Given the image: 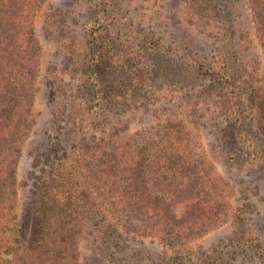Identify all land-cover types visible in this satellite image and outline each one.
<instances>
[{"label":"rangeland","instance_id":"374dc122","mask_svg":"<svg viewBox=\"0 0 264 264\" xmlns=\"http://www.w3.org/2000/svg\"><path fill=\"white\" fill-rule=\"evenodd\" d=\"M251 1L258 0L29 4L39 45L25 61L35 73L32 122L0 264H264V132L257 108L250 109L263 86L264 51ZM166 144L185 160L187 175L173 183L187 186L176 197L205 181L216 186L209 191L220 215L193 231L166 230L170 247L158 232L138 234V209L124 203L118 212L109 178L98 176L118 146L136 150L143 165ZM159 162L147 191L137 171L139 181L121 183L120 196L151 193L157 207ZM42 203L54 205L45 223ZM198 212L197 203H183L173 214L192 224ZM100 221L116 227L122 243L100 244Z\"/></svg>","mask_w":264,"mask_h":264},{"label":"trees","instance_id":"16d2710c","mask_svg":"<svg viewBox=\"0 0 264 264\" xmlns=\"http://www.w3.org/2000/svg\"><path fill=\"white\" fill-rule=\"evenodd\" d=\"M32 1L0 0V240L5 238L6 227L9 225L11 218L10 213L13 212L16 204V167L21 148L27 138L28 129L32 122L30 114L34 92L31 82L34 80L35 73L27 68L28 65L25 62L27 53L35 51L39 46L33 26L29 23L28 6ZM251 3L254 28L264 51V0H258L256 3L251 1ZM259 82L263 86H259L256 91L255 95L258 101L250 105V109L257 108V113L260 114L257 121L258 129L264 132V73ZM176 139L183 140L180 137H176ZM150 155H146L143 158L144 164L142 165L141 156L136 153V150L134 152L130 148L122 150V147L118 146L117 150L111 153V156H106L104 161H101L98 176L109 178V187H111L109 192L110 203L118 212L121 210L120 204L124 203L136 210L138 209L135 218L138 219L137 222L139 223H135L134 226H139L138 234L146 236L158 232L162 234V237L166 240L164 242L170 247L169 239L166 237V230L174 231L178 228L179 231L184 229L193 231L198 224L200 226L206 225L205 220L208 217L211 218L210 221L212 222L214 220L213 216L214 218L215 216H220L218 215L219 213L214 211L215 192L211 193L209 191V188L215 189L216 186L198 180L197 184L190 183L189 191L191 190L192 195H184V191H182L183 194L176 197L177 190L181 191L187 186L186 182L183 181L177 186L173 183L177 181L176 179H184V176L187 175L184 173L186 170L182 167L183 163H185L183 153L173 149L169 150L166 144L162 151H150ZM45 159L46 161L49 160L48 157H45ZM154 160L160 161V174L164 178L162 184L154 183V186L158 189L153 188V190L157 189L160 191V194L155 196L153 203L157 207L153 208L150 206L153 202L151 193L138 195L130 192L128 199L120 196L121 191L118 187L121 183L126 186L129 183L128 186L131 187V180L139 181L143 179L144 190H146L148 187L146 184L148 183L147 178L150 175L149 170H151ZM174 165H176V168ZM146 166L147 170H144L143 168ZM140 167L142 170H139ZM137 171L140 173L138 175L139 180L135 176ZM122 172H128L126 181H120ZM206 188H208V191ZM137 198L148 201L147 207L139 210L140 207L136 202ZM54 201L55 199L52 197V203ZM183 203H197L200 208V212L195 215L192 224H188L190 221L179 223V220H176L173 214L174 207ZM53 207L54 205L49 207L45 203L40 204L39 211L42 215L43 223L49 218ZM172 222L174 223V228L173 226L171 227ZM106 226L107 224L102 221L99 222L97 229L100 232L99 243L104 246L112 242L116 244L122 243L121 232L114 226L108 228ZM245 233L246 231L241 236L245 235ZM61 249V245H56L54 252H59ZM60 255H62V252Z\"/></svg>","mask_w":264,"mask_h":264}]
</instances>
